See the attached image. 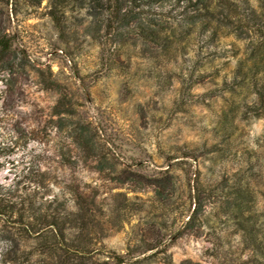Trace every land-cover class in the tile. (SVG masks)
<instances>
[{
    "label": "rangeland",
    "instance_id": "1",
    "mask_svg": "<svg viewBox=\"0 0 264 264\" xmlns=\"http://www.w3.org/2000/svg\"><path fill=\"white\" fill-rule=\"evenodd\" d=\"M54 4L0 0V264H264V114L229 88L232 38L176 61Z\"/></svg>",
    "mask_w": 264,
    "mask_h": 264
},
{
    "label": "trees",
    "instance_id": "2",
    "mask_svg": "<svg viewBox=\"0 0 264 264\" xmlns=\"http://www.w3.org/2000/svg\"><path fill=\"white\" fill-rule=\"evenodd\" d=\"M51 14L57 8L74 1L79 7L91 8L99 28L122 38L124 32H134L145 42L157 43L160 52L171 60L182 58L192 41L220 42L232 38L235 64L227 70L232 91L242 90L253 95L257 108L264 114V0H178L183 1L177 15L163 14L155 21V5L160 0H54ZM141 6L149 9L139 10ZM236 41L242 43L240 45ZM12 40L0 31V52L10 51ZM236 193L234 214L243 212L242 199ZM239 196V198L237 197ZM100 264H122L124 255L111 253ZM189 264V262H185Z\"/></svg>",
    "mask_w": 264,
    "mask_h": 264
}]
</instances>
